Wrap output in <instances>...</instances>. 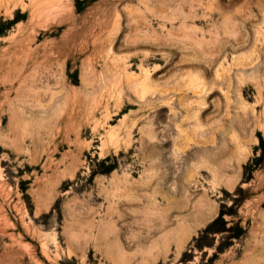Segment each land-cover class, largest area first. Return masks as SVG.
I'll use <instances>...</instances> for the list:
<instances>
[{
  "label": "rangeland",
  "instance_id": "rangeland-1",
  "mask_svg": "<svg viewBox=\"0 0 264 264\" xmlns=\"http://www.w3.org/2000/svg\"><path fill=\"white\" fill-rule=\"evenodd\" d=\"M0 264H264V0H0Z\"/></svg>",
  "mask_w": 264,
  "mask_h": 264
},
{
  "label": "trees",
  "instance_id": "trees-1",
  "mask_svg": "<svg viewBox=\"0 0 264 264\" xmlns=\"http://www.w3.org/2000/svg\"><path fill=\"white\" fill-rule=\"evenodd\" d=\"M222 215H223V212L221 211V212L219 213L218 217H217L215 220H213L212 223H214V222H216V221H218V220H222Z\"/></svg>",
  "mask_w": 264,
  "mask_h": 264
}]
</instances>
